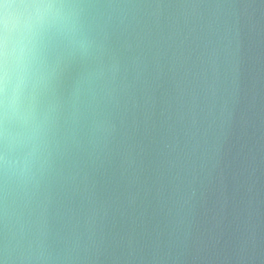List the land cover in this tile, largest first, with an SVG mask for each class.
I'll return each mask as SVG.
<instances>
[{
  "label": "water",
  "instance_id": "obj_1",
  "mask_svg": "<svg viewBox=\"0 0 264 264\" xmlns=\"http://www.w3.org/2000/svg\"><path fill=\"white\" fill-rule=\"evenodd\" d=\"M161 2L159 43L90 177L93 264H264V0ZM184 3L216 20L215 71Z\"/></svg>",
  "mask_w": 264,
  "mask_h": 264
},
{
  "label": "clouds",
  "instance_id": "obj_2",
  "mask_svg": "<svg viewBox=\"0 0 264 264\" xmlns=\"http://www.w3.org/2000/svg\"><path fill=\"white\" fill-rule=\"evenodd\" d=\"M170 7L161 0H0V264L99 259L90 177L120 136L159 43L154 29ZM177 7L186 24L200 21L215 71L216 49L208 45L216 20H205L199 4Z\"/></svg>",
  "mask_w": 264,
  "mask_h": 264
}]
</instances>
